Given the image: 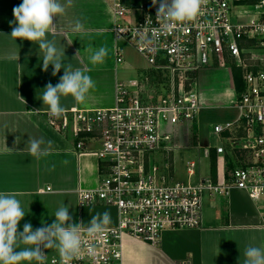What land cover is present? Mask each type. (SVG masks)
Listing matches in <instances>:
<instances>
[{
  "label": "built area",
  "instance_id": "built-area-1",
  "mask_svg": "<svg viewBox=\"0 0 264 264\" xmlns=\"http://www.w3.org/2000/svg\"><path fill=\"white\" fill-rule=\"evenodd\" d=\"M104 1L114 16L116 40L166 77L159 92H144L139 79L118 84L112 108L74 109L58 120L46 115L53 129L74 137L75 152L93 154L100 162L98 186L78 191L79 205L118 213L117 225L99 238L83 233L71 264H123L126 237L158 246L167 231L200 229L206 195L238 189L264 209V0H203L193 20L167 31L156 22L160 0L155 6L152 0ZM233 18L247 20L234 23ZM141 36L153 43L145 46ZM227 57L243 70L244 91L234 106L236 121L214 127L231 152L223 145L214 150L232 168L224 183L197 181V165L190 162L188 183L173 184L156 162L159 152L173 148L174 136L164 127H194L202 109L194 88L199 71L226 67ZM116 58L123 62L122 49ZM45 264H60V257Z\"/></svg>",
  "mask_w": 264,
  "mask_h": 264
},
{
  "label": "crops",
  "instance_id": "crops-1",
  "mask_svg": "<svg viewBox=\"0 0 264 264\" xmlns=\"http://www.w3.org/2000/svg\"><path fill=\"white\" fill-rule=\"evenodd\" d=\"M21 3L22 0H0V191L23 193L18 198L27 214L18 225L19 231L29 222L34 230L43 226L42 222L53 223V214L62 202L69 206L73 223L83 222L87 228L93 216L107 211L111 215L107 228L115 227L118 222L116 209L81 207L78 203V191L97 188L100 162L93 154L75 152L74 137L69 133L60 134L48 123L45 106L39 99L40 92L49 82L56 85L63 69L52 76L51 65L47 71L43 70L38 44L20 39L15 43L10 37L12 26L9 22L14 20L12 10ZM77 19L87 32L82 39L72 31ZM53 22L55 35H49L48 39L60 42L65 49L66 62L84 69L95 82L84 102L78 103L69 96L62 97L61 104L67 111L104 109L114 104L117 85L126 83L124 79L129 76L127 69L119 66L125 62L124 49L120 47L123 42L115 38V21L108 3L73 0L66 14L55 17ZM101 46L107 47L108 55L103 64L92 65L86 49ZM117 48L123 51L120 64L116 58ZM142 70L147 69H137L138 73ZM229 76L235 88L233 70ZM30 137L43 140L42 147L48 154L39 160L31 157L27 151ZM90 147L97 150L99 146ZM227 174L225 168L219 178L215 176L213 180L224 183ZM205 197L200 229L167 231L158 246L126 237L123 264H243L246 247L264 248L263 206L238 189H231L227 195ZM44 251L46 262L59 255L55 248Z\"/></svg>",
  "mask_w": 264,
  "mask_h": 264
},
{
  "label": "clouds",
  "instance_id": "clouds-1",
  "mask_svg": "<svg viewBox=\"0 0 264 264\" xmlns=\"http://www.w3.org/2000/svg\"><path fill=\"white\" fill-rule=\"evenodd\" d=\"M157 2L158 0H152L154 6ZM72 3L73 0H22L20 5L13 8L14 20L9 22L12 26L10 37L15 43L20 39L38 44L44 71L51 65L52 76H56L63 69L59 82L56 85L49 82L40 92L39 99L45 106L43 110L50 119L58 120L65 115L67 109L61 104L62 97L71 96L74 101L82 103L95 86V82L84 69L74 68L71 62H66L65 49L60 42L48 39L49 35H55L54 18L63 17ZM202 3L203 0H160L156 22L162 26L163 31L175 28L193 20L200 12ZM72 31L78 34L79 39L87 35L79 19L75 20ZM141 41L145 46L153 43L151 39L143 36ZM86 50L90 52L88 59L92 65L103 64L108 55L105 46ZM78 54L79 51L75 58ZM43 144V140L30 137L27 144L29 155L37 160L47 155L48 151L42 147ZM22 195L23 193L18 191H0V264H45L44 250L50 248L58 251L60 264H71L81 251L83 233L90 238H99L111 223V215L107 211L93 216L87 228L83 222L73 223L69 206L62 202L53 214V223L48 225L42 222L43 226L34 230L29 222L19 231L18 225L27 214L22 200L18 198ZM244 257L243 264H264V248L248 246Z\"/></svg>",
  "mask_w": 264,
  "mask_h": 264
},
{
  "label": "rangeland",
  "instance_id": "rangeland-1",
  "mask_svg": "<svg viewBox=\"0 0 264 264\" xmlns=\"http://www.w3.org/2000/svg\"><path fill=\"white\" fill-rule=\"evenodd\" d=\"M235 13L236 10L233 11V14ZM246 20V18L239 20L233 18L234 23ZM127 46L125 43L120 44V47L124 49L126 64L124 62L119 66L125 67L126 74L129 76L124 80L128 82L139 79L144 92H159L164 82L163 79L166 77L165 74L151 71L146 61ZM230 64L232 65V63ZM230 64H227L224 69L211 65L209 68L199 71L197 84L194 88L202 109L198 113L192 129L187 124H179L175 128L170 125L164 127L166 133L174 136L173 148L171 151L159 152L156 162L166 174L170 175L173 184L188 183L190 178L187 170L190 162H195L197 165L194 177L197 181L199 179H214L215 176L219 178L227 166L226 160L222 157H216L214 164L211 159V151L223 145L228 152H231L230 144L214 133L215 126L234 122L238 117V111L234 106L239 97L229 76ZM137 69L147 70L138 73ZM113 106L112 103L103 108H112Z\"/></svg>",
  "mask_w": 264,
  "mask_h": 264
},
{
  "label": "trees",
  "instance_id": "trees-1",
  "mask_svg": "<svg viewBox=\"0 0 264 264\" xmlns=\"http://www.w3.org/2000/svg\"><path fill=\"white\" fill-rule=\"evenodd\" d=\"M227 63L228 64L232 63L234 83H235V91L238 94V97H240V95L244 91V81H243L244 72L241 68H237L235 66L234 62L231 61V59H229L228 57H227ZM151 71H153V70H151ZM211 159H212L213 163L215 164L216 163V152H215V150L211 151ZM226 165H227L226 171H227V173H229V171L232 168V164L227 163Z\"/></svg>",
  "mask_w": 264,
  "mask_h": 264
}]
</instances>
